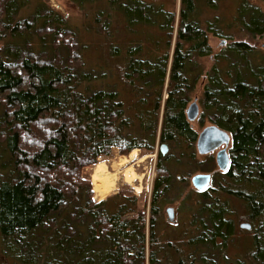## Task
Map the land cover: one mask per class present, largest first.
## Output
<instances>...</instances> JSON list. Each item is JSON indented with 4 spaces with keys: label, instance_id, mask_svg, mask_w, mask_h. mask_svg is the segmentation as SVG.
<instances>
[{
    "label": "trees",
    "instance_id": "16d2710c",
    "mask_svg": "<svg viewBox=\"0 0 264 264\" xmlns=\"http://www.w3.org/2000/svg\"><path fill=\"white\" fill-rule=\"evenodd\" d=\"M73 1L90 4L94 31L111 41V75L87 70L54 10L21 18L18 0H0V238L16 242L22 264H264V56L226 34L262 38L264 12L239 0L225 24L216 14L223 0H180L179 14L157 1ZM99 2L105 9L93 11ZM118 25L128 39L114 38ZM210 36L231 43L215 52ZM195 99L201 123L232 136L231 165L192 194L194 213L170 231L159 215L171 165L198 166L186 118ZM158 143L169 154L159 156L149 214L130 209L136 198L123 191L94 201L86 169L114 149L126 156ZM238 205L249 231L237 224Z\"/></svg>",
    "mask_w": 264,
    "mask_h": 264
},
{
    "label": "rangeland",
    "instance_id": "374dc122",
    "mask_svg": "<svg viewBox=\"0 0 264 264\" xmlns=\"http://www.w3.org/2000/svg\"><path fill=\"white\" fill-rule=\"evenodd\" d=\"M144 1H151V0H144ZM254 6L260 8L264 12V1L262 0H248ZM21 3L22 8L19 12L21 18H27L31 16L38 7L46 6L51 8L56 12V15L59 18H63L66 22L67 28L72 29L73 32L77 35V43L78 47L74 51V53H78L82 55V60L86 64L87 70H96L99 74H110L111 71L108 70V65H116L118 63L117 60L110 58V52L107 49V43H111L110 40H107L103 34L98 35L94 31V23L91 18V9L92 7L88 2L76 3L73 0H18ZM160 4H163L168 10L176 11L178 14L180 12V0H158ZM239 0H223L219 7V11L216 13L220 16L221 20L225 24H230L233 21V18L238 10L239 7ZM103 8L104 3L99 2L96 3V7H93V11L97 9ZM92 11V12H93ZM119 34L114 35V38L117 41H121L123 39H128V35L125 32H121L120 25L115 27V30L118 31ZM231 36L232 39L235 41H246L255 48L259 52V56H264V36L262 38H252L244 31L238 30L236 27L231 30H227V33ZM106 42V43H105ZM116 42V41H114ZM225 42V44H223ZM38 39L36 36H33V45L39 49ZM231 43L227 40H221L210 36V44L214 48L215 52H218L220 47H225L226 44ZM63 55L65 54V50H63ZM212 59L211 58H203L200 61L204 69L207 71L212 67ZM110 83L111 80L108 78L105 80V83ZM202 88L199 84L196 96L199 98L201 95ZM199 104V99H197ZM202 108L200 107V114ZM212 124L209 121H205L203 124L201 121L194 122L193 127L198 132H202L206 127L211 126ZM138 154V160L131 165L127 166L124 170L133 169L132 171L138 177H141V180L135 181L133 185L124 183L123 180H119L116 186V189L109 193L106 198L114 197L121 191L126 194V199L128 198L132 202L136 198V204L131 205L130 209L136 210L139 208H147V214H149L151 207H150V199H151V192L153 183H155L157 179V163L159 160L158 149L155 148L153 152L144 151V150H136ZM131 153V152H130ZM130 153L126 156L120 155V153L114 149L110 156L100 158L98 161L99 163H104L107 165L108 170L113 173L112 166L118 163L120 158L128 157ZM215 153H212L211 156L205 157L200 156L197 153V162L198 166L194 165L188 168H181L177 165H171V172L173 179L177 181V177H181L185 179L184 181L188 182L187 185H191V179L198 174H209L214 171H219L215 162ZM4 159V156L2 157ZM8 157L5 158V160ZM175 164V163H174ZM93 168H88L85 171L86 177H88L91 181V175L93 173ZM215 173V172H214ZM92 184V181H91ZM179 188L180 185L176 184ZM185 186V184H184ZM93 188V186H92ZM183 194L180 196V192H171L166 201L163 203L162 210H164L163 216V224L162 228L167 225L170 231H176L182 229L186 223L188 222L189 216L195 211V199H197L193 194L190 188H184ZM94 201L98 202L100 200L95 199V193L93 191ZM105 198V200H106ZM127 199V200H128ZM104 200V199H103ZM125 202V201H124ZM128 202V201H127ZM168 206H173L175 211L174 221L170 222L168 215L166 213V209ZM240 216L238 217V226L248 223L243 220L244 218V211L239 207ZM134 216L132 213L128 214L127 217ZM242 231L246 232L247 230ZM250 243V235L249 234H241L240 239L237 243L238 251L245 253ZM0 264H22L21 261L18 260V249L16 242L12 239H1L0 238Z\"/></svg>",
    "mask_w": 264,
    "mask_h": 264
},
{
    "label": "water",
    "instance_id": "95a60500",
    "mask_svg": "<svg viewBox=\"0 0 264 264\" xmlns=\"http://www.w3.org/2000/svg\"><path fill=\"white\" fill-rule=\"evenodd\" d=\"M158 1V0H151ZM225 44V42H223ZM187 119L190 123L195 122L200 115V107L197 99L192 102L187 111ZM232 141L231 135L218 128L217 126L211 125L206 127L200 134L197 140L196 148L200 156H206L216 152V165L220 172H227L231 165L230 155L228 153V147ZM161 153L164 155L168 152V147L162 145L160 147ZM212 175L211 174H198L192 178V184L194 188L199 192H204L211 187ZM168 218L170 222L174 221V210L168 209ZM240 229L251 230L250 224L240 225Z\"/></svg>",
    "mask_w": 264,
    "mask_h": 264
},
{
    "label": "bare ground",
    "instance_id": "6f19581e",
    "mask_svg": "<svg viewBox=\"0 0 264 264\" xmlns=\"http://www.w3.org/2000/svg\"><path fill=\"white\" fill-rule=\"evenodd\" d=\"M137 160L138 154L137 151L134 150L128 157L120 158L118 163L112 166L113 173L108 170L106 164H97L93 168V173L91 175L95 199L100 200L98 202L104 201L106 196L116 189L119 180H123L124 183L130 185H133L135 181H140L141 177L136 176L132 171L133 169L123 171L124 168L136 162Z\"/></svg>",
    "mask_w": 264,
    "mask_h": 264
},
{
    "label": "flooded vegetation",
    "instance_id": "af4514ba",
    "mask_svg": "<svg viewBox=\"0 0 264 264\" xmlns=\"http://www.w3.org/2000/svg\"><path fill=\"white\" fill-rule=\"evenodd\" d=\"M191 104V103H190ZM189 107V106H188ZM200 107V106H199ZM188 109V108H187ZM187 111V110H186ZM186 118H187V115H186ZM188 120V119H187ZM200 120V115H199V118L195 121V122H197V121H199ZM189 122V121H188ZM190 123V122H189ZM193 124H194V122L193 123H190V125H191V127L194 129V127H193ZM195 130V129H194ZM197 133H198V136H197V140H198V137H199V134L201 133V132H198L197 130H195ZM232 137V136H231ZM197 140H196V143H195V146H196V144H197ZM231 144H232V141H231ZM231 144H230V146H231ZM162 145H166V144H162ZM162 145H160L159 143H158V155L160 156H163V157H167L168 156V154H169V147H168V145H166L167 147H168V152L166 153V154H162L161 153V150H160V147L162 146ZM230 146L228 147V153H229V155H230V152H229V150H230ZM196 153H198L197 152V148H196ZM215 153V162H216V152H214ZM212 154V153H211ZM211 154H209V155H206L205 157H208V156H211ZM230 159H231V157H230ZM220 172V171H219ZM216 173V172H215ZM214 172H212V173H209V174H211L212 175V182H211V187L209 188V189H207L206 191H209L211 188H212V185H213V179H214V174H215ZM185 179H183V178H181V177H177V181H176V179L174 180L173 179V181H172V185H171V187H170V189H169V192H168V194H167V196L171 193V192H173V191H175V190H177V189H179V190H177L178 192H180V196H181V194H183V191H185V189L184 188H190L191 190H192V192L193 193H196V194H199V195H201V194H203L204 192H206V191H204V192H199V191H197L195 188H194V186H193V184H192V179H191V185H187V183L188 182H186V181H184ZM176 184H179L180 185V187L178 188L177 187V185ZM184 184H185V186H184ZM154 188H155V183H153V187H152V192H151V199H150V207H151V201H152V197H153V193H154ZM177 191H175V192H177ZM167 196H166V198H167ZM166 198L162 201V203H161V214L164 216V210H162L163 208H162V206H163V203L166 201ZM168 209H173L174 210V216H175V211H176V209L173 207V206H168V208L166 209V213H167V215L169 216V214H168ZM162 215H159V216H162Z\"/></svg>",
    "mask_w": 264,
    "mask_h": 264
}]
</instances>
